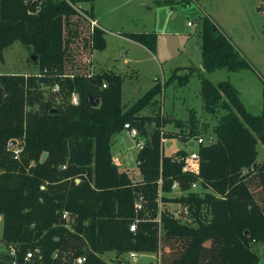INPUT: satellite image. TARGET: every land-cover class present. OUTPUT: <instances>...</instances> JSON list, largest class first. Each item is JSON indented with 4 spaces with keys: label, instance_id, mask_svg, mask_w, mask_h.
Instances as JSON below:
<instances>
[{
    "label": "trees",
    "instance_id": "1",
    "mask_svg": "<svg viewBox=\"0 0 264 264\" xmlns=\"http://www.w3.org/2000/svg\"><path fill=\"white\" fill-rule=\"evenodd\" d=\"M94 1L0 0V60L5 48L20 42L37 68L29 75L0 73V264H22L34 248L39 264H74L80 256L82 264H130L123 255L132 251L159 252V264H264L254 249L264 243V161L256 160L258 141L264 145V88L262 112L253 114L230 81L214 84L205 76L221 68L251 69L249 61L204 15L202 68L176 67L163 81L156 77L125 108L124 76L93 69V52L106 48L105 30L90 28ZM120 34L155 48L156 32ZM191 76L200 80L204 111H226L212 126L215 139L198 145V172L182 168L186 150L167 155L163 149V139L188 142L201 135L196 111L186 120L170 118L158 100L170 84L185 85ZM54 84L60 91L46 95L42 86ZM90 96L99 99L97 106ZM133 120L142 123L138 180L120 170L111 151L113 136ZM171 122L176 129L166 127ZM11 139L23 143L18 158L8 148ZM43 152L48 156L41 162ZM195 181L200 191L190 190ZM174 182L185 194H171ZM159 203L189 206L195 224L167 208L159 211ZM63 210L75 217L72 230L61 219ZM110 252L114 257L107 260Z\"/></svg>",
    "mask_w": 264,
    "mask_h": 264
},
{
    "label": "rangeland",
    "instance_id": "2",
    "mask_svg": "<svg viewBox=\"0 0 264 264\" xmlns=\"http://www.w3.org/2000/svg\"><path fill=\"white\" fill-rule=\"evenodd\" d=\"M157 1H94L98 19L108 31L105 34L106 48L93 52L95 54L92 58L93 67L95 70L104 67L112 68L116 72L123 71L121 73L124 74L122 83L124 107L129 104L128 99L133 103L146 92L154 84L155 76L163 81L171 75V70L175 66L193 64L197 67L201 66L199 33L202 17L206 15L230 39L252 68L237 71L221 68L205 73V76L214 84L219 81H230L238 90L239 97L247 110L253 114H260L263 108L264 88V0H175L177 3L172 7L169 4H158ZM186 1L188 3H185ZM81 6L89 7V4L82 3ZM121 31H154L158 34L155 48L149 50L133 40L118 35ZM29 57L30 52L26 47L20 42H14L3 51L4 59L0 60V73L27 75L37 73V68ZM94 58L98 62H95ZM125 61H128L127 66ZM200 86L199 78L191 76L185 85L179 86L176 82L170 84L158 96V100L163 112L173 113L180 119L186 120L189 111L194 109L200 121L201 136L204 141H208L210 137L215 139L212 126L226 111L219 109L215 115L207 114L203 109ZM42 88L46 95L49 94L47 87ZM171 124L167 127L171 129L176 127L173 122ZM205 125L207 130L203 129ZM118 136L121 147L128 148L123 156L120 155L119 167L126 170L132 178H137L136 139L139 138H133L129 128ZM181 147L186 149L187 153L196 148L178 139H174L169 147L163 145L164 153L170 155ZM257 151V162L264 161V145L260 141L257 144ZM179 194V191L173 193L174 196ZM175 205V203L162 204L163 208L166 206L173 208ZM254 249L260 256V262L263 263L264 243L256 244ZM4 250L5 247L0 240V252ZM104 257L107 260L112 259L114 252L106 253ZM123 259L130 264H159L160 254L141 252L135 260H131L129 254H125Z\"/></svg>",
    "mask_w": 264,
    "mask_h": 264
},
{
    "label": "built area",
    "instance_id": "3",
    "mask_svg": "<svg viewBox=\"0 0 264 264\" xmlns=\"http://www.w3.org/2000/svg\"><path fill=\"white\" fill-rule=\"evenodd\" d=\"M188 24H191V22H188ZM97 25H98V22L95 19H90V28L91 29L94 26H97ZM36 75H39V74H36ZM105 86H106V84L104 83L103 87H105ZM45 87H47L49 92L57 93V92L60 91V86L58 84H54V85H51V86H45ZM57 100H58V97H57ZM70 101L72 103L76 104L77 103V95L76 94H72V96L70 98ZM130 135L133 138L136 139L138 137V130L135 129V128H131L130 129ZM14 140H16L15 144L9 149H11L13 151L14 158H18L20 152L23 150V143L21 142V140H18V139H14ZM166 140L167 139H163V143H164L163 145L166 144ZM191 140L194 141V144L199 145L200 143H209V142L213 141L214 139H212L210 137L208 141H204L202 136L200 135L196 139H191ZM191 140H189L186 143H189ZM136 141H137V143H136L137 147L139 149V147L142 144V140H137L136 139ZM181 160H183V162H184L183 163L184 165L182 167L184 170L198 172V168H199V154H198V150L189 152L186 156L182 157ZM190 190L200 191L199 182L198 181L193 182L191 184ZM175 191H181L177 182H174L173 185H172V193L175 192ZM182 194H185V192H182ZM169 204H173V203H169ZM175 204L176 205L173 208H169L167 206L165 208H167L168 211L177 220H179V221H181L183 223L195 224V222H194L195 219H194V216H193L194 214L191 211V209L189 208V206H182L179 203H175ZM135 207L137 209L141 208V197L136 202ZM162 209H164L163 206H162V203H159V211H161ZM0 217H1V219H0V222H1L2 216L0 215ZM207 217H210V214H208ZM61 219L64 221L65 227H67V228H69L71 230L73 229V225H74V222H75V217L69 211L63 210L62 213H61ZM130 230H132V231L135 230V223L130 225ZM39 252H40V250L38 248H34V249H31V250H28L26 252L25 256H24V261L22 262V264H39L35 260V257L37 256V254H39ZM9 253L11 255L15 256L16 249H15L14 246H10L9 247ZM59 253H60V249H57L54 252V257H57ZM128 254H129V258L131 260H135L137 258V256H138V253L134 252V251L129 252ZM84 259L85 258L82 257V256L77 257L74 260V264H82ZM13 264H17V263H13Z\"/></svg>",
    "mask_w": 264,
    "mask_h": 264
},
{
    "label": "crops",
    "instance_id": "4",
    "mask_svg": "<svg viewBox=\"0 0 264 264\" xmlns=\"http://www.w3.org/2000/svg\"><path fill=\"white\" fill-rule=\"evenodd\" d=\"M96 1V0H95ZM95 3V2H94ZM94 5V4H93ZM87 8V7H86ZM94 19L98 22V24L105 30V34H106V32L108 31V29L107 28H105L104 27V25L102 24V22H100V20L98 19V16H97V12H96V9H95V6H94ZM145 32H154V31H145ZM118 35H120V36H122L120 33H118ZM158 35V34H157ZM122 37H124V36H122ZM124 38H127V37H124ZM127 39H129V38H127ZM131 40V39H130ZM141 45V44H140ZM106 46H107V40H106ZM143 46V45H142ZM145 47V46H144ZM147 48V47H146ZM150 50V49H149ZM95 54H93V56H94ZM94 61L96 62L97 61V59H95L94 58ZM94 62V63H95ZM98 62V61H97ZM125 63H127L126 64V66L128 65V61H125ZM99 64V63H98ZM94 65V64H93ZM189 66H195L194 64L193 65H185V66H182V65H180V66H175L174 68H176V67H189ZM197 67V66H196ZM173 68V69H174ZM199 68H202V65L199 67ZM93 69H94V67H93ZM101 69H111V70H114V69H112V68H104V67H102ZM101 69H97V70H95L94 69V71H99V70H101ZM172 69V70H173ZM171 70V71H172ZM182 72H184L183 70H181ZM121 72H123V71H121ZM121 72H119V73H121ZM122 74V73H121ZM123 76H124V74H122ZM156 77H158V76H155L154 77V79L156 78ZM165 78V77H164ZM166 79V78H165ZM123 81H124V79H123ZM200 81V80H199ZM122 96H123V85H122ZM123 100V99H122ZM124 103V102H123ZM128 105H127V107L130 105V104H132V101L130 100V99H128ZM125 104V103H124ZM126 107V108H127ZM191 110H194V109H191ZM163 111V110H162ZM146 112V111H145ZM166 112V113H165ZM165 112H163L166 116H168V117H172V118H177V117H175L174 116V114L173 113H169V112H167V111H165ZM216 123V122H215ZM167 125H172L171 123H168ZM167 125H166V127H167ZM167 128H169V129H171V127H167ZM172 129H176V127H174V128H172ZM122 133V132H121ZM121 133H118V134H116V135H114L113 136V139H112V147H111V151H112V154H113V160H114V162L118 165V166H120V161H121V156H123L126 152V150L128 149V148H122L121 147V140H120V138H119V134H121ZM213 136H214V134H213ZM173 140L174 139H171V140H168V141H170V143H168L167 144V142L168 141H166V147H169L171 144H172V142H173ZM181 142H183V141H181ZM186 144H188V146H190L189 145V143H186ZM194 146H196V148H195V150L194 151H197V149H198V145L197 144H194ZM194 146H190V147H194ZM131 148V147H130ZM137 149H138V147H137ZM179 149H184L183 147H181V148H179ZM178 150V149H177ZM184 150H186V149H184ZM187 151V150H186ZM190 152H192V151H190ZM189 153V152H188ZM121 155V156H120ZM137 155V154H136ZM167 155H170V154H167ZM136 163H137V161H136ZM120 168V167H119ZM120 170H122V171H125V172H127L126 170H123V169H120ZM137 170H138V168H137ZM128 173V172H127ZM129 174V173H128ZM130 176V175H129ZM132 177V176H131ZM138 179H140V174H139V171H138V177L137 178H134V180H138ZM180 192V194L179 195H181L182 194V192L181 191H179ZM174 193V192H173ZM172 193V194H173ZM1 237V236H0Z\"/></svg>",
    "mask_w": 264,
    "mask_h": 264
},
{
    "label": "water",
    "instance_id": "5",
    "mask_svg": "<svg viewBox=\"0 0 264 264\" xmlns=\"http://www.w3.org/2000/svg\"><path fill=\"white\" fill-rule=\"evenodd\" d=\"M33 59H35V57H33ZM90 103L92 106H97L99 104V99L98 98H95L93 96H90ZM126 127L131 129V128H135L137 130L141 129L142 128V123L140 121H130L126 124ZM15 141L14 139L10 140L9 144H8V148H11L14 144H15ZM170 143V141L167 142V144ZM189 145L190 146H194V141L191 140L189 142ZM48 156V153L47 152H43L42 155H41V162H44L45 159L47 158ZM1 219V217H0Z\"/></svg>",
    "mask_w": 264,
    "mask_h": 264
}]
</instances>
